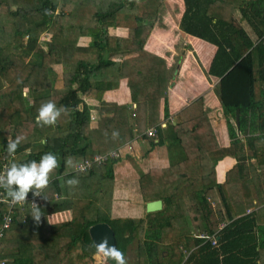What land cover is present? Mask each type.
Instances as JSON below:
<instances>
[{"label":"trees","instance_id":"1","mask_svg":"<svg viewBox=\"0 0 264 264\" xmlns=\"http://www.w3.org/2000/svg\"><path fill=\"white\" fill-rule=\"evenodd\" d=\"M165 1L0 0V171L3 154L9 163H26L52 152L58 166L43 190L41 218L72 212L69 222L37 229L31 209L17 206L0 238V261L96 264L89 231L107 223L124 256L133 240L139 242L140 264H264V0H184L180 29L217 47L209 74L220 79L228 147L204 113L203 98L162 127L163 105L165 119L170 116L167 64L145 51L140 32L154 27ZM119 27L128 30L127 37L115 32ZM85 38L91 43L82 44ZM121 83L130 102L117 106L112 119L96 117L87 99L102 102ZM49 100L65 111L55 125H38V109ZM153 127L155 137L142 135ZM8 134L22 137L12 156L6 151ZM134 142L143 145L139 160L132 144L128 149ZM112 151L119 157L103 167L76 171L79 163ZM157 151L165 153L166 168L151 166ZM229 156L238 161L241 182L218 184L216 166ZM125 159L143 166L132 188L136 204L127 210L136 214L138 204L163 201L148 220L116 218L114 172ZM69 178L78 184L69 187ZM239 198L253 208L233 220ZM5 209L0 205V229ZM173 212L187 215L194 231L214 236L217 245L196 238L197 249L183 263L186 233L169 215Z\"/></svg>","mask_w":264,"mask_h":264},{"label":"crops","instance_id":"2","mask_svg":"<svg viewBox=\"0 0 264 264\" xmlns=\"http://www.w3.org/2000/svg\"><path fill=\"white\" fill-rule=\"evenodd\" d=\"M184 12V0H166L160 9L159 18L154 27L152 29L144 27L140 32V38L145 39V51L165 60L167 64L170 78L168 97L170 116L168 119H165L163 105L161 108L160 120L163 128L166 127L167 120L175 118L178 113L186 109L198 98H203L204 113L213 118V125L215 126L216 132L220 135L219 138L221 143L225 147H228L230 146L231 140L227 120L224 115L223 104L220 98V79L209 74L211 63L217 52V47L208 41L193 37L180 29V22ZM158 29L159 31H157ZM115 32L122 37H127L128 35V30L122 27L116 28ZM82 43L88 45L91 43V40L85 38L82 40ZM129 102V92L124 83L108 91L102 102L93 97L87 99V104L94 108L92 113L103 120L112 119L115 108L120 104ZM133 106L136 107V104H133ZM144 143H146L145 140L143 141V144ZM129 144L133 145L131 154L139 160L142 156L141 150L143 145L136 142ZM151 157V166L157 168H166L168 166L165 153L163 156H160V151H157L151 154ZM132 163V160L130 162L125 159L123 163L117 166L114 172L116 181L114 205L115 211L118 213L116 218L120 217L126 219L135 217L148 220V215L151 213L146 211V205L143 206L138 204L136 206V214H133L132 210H127L136 204V195H134L132 188L134 187L133 184L138 178L139 173L138 167L136 168L135 164ZM251 163H254L253 159L250 164ZM247 164L249 165V163ZM248 173V169H245L244 177L246 178V176H248L251 188L257 190V184L254 178ZM216 180L218 184L224 185H234L241 182L238 161L235 157H225L218 162L216 166ZM256 201L257 199L253 198V202ZM233 205V220L242 218L247 215V210L253 208L251 206H246L245 201L240 198L235 199ZM169 215L174 216L173 220L181 223L179 228L183 226L186 233L184 245L180 246L184 256V263L190 254L197 249L195 239L199 238L198 236L200 233H196L192 225L188 223L190 218L187 215L175 212L169 213ZM260 216H262V214ZM71 219L72 212L66 211L42 217L40 222L38 224L35 222V224L37 229H41L63 222H69ZM160 249L165 251L166 245H160ZM139 253V242L133 240L132 243L127 246L125 255L126 264H140ZM99 259L100 257L96 255L93 256V260L96 264H101L98 262ZM106 264H108V260H106Z\"/></svg>","mask_w":264,"mask_h":264},{"label":"clouds","instance_id":"3","mask_svg":"<svg viewBox=\"0 0 264 264\" xmlns=\"http://www.w3.org/2000/svg\"><path fill=\"white\" fill-rule=\"evenodd\" d=\"M64 111L65 109L62 106L58 107L53 101L49 100L39 107L36 122L42 126L55 125ZM116 134L115 132L113 133V135ZM21 140L22 137L17 135L15 139L7 141L6 151L9 156H12L16 152ZM46 142L43 138L40 140L41 144H45ZM57 166V157L52 152L43 154L39 161L32 160L26 163H17L14 160L10 161L6 172L0 174V189H3L7 197L10 198L11 204L25 203L30 191L33 197L42 196L43 199H47L43 194V190L49 184L50 174ZM66 184L72 187L78 184V180L76 178H69L66 180ZM32 204L30 216L38 224L43 215L42 208L36 203ZM95 255L105 260L114 261L115 264H126L122 251L115 245L109 244L107 238L96 245Z\"/></svg>","mask_w":264,"mask_h":264},{"label":"built area","instance_id":"4","mask_svg":"<svg viewBox=\"0 0 264 264\" xmlns=\"http://www.w3.org/2000/svg\"><path fill=\"white\" fill-rule=\"evenodd\" d=\"M136 108V107H134ZM135 116V115H133ZM163 127V126H162ZM156 128H150L149 130H147L143 135L147 136V137H155L156 136ZM128 149H132L131 144H128ZM119 151H112L108 154H98L96 156H94L93 159L91 160H85L81 163H79L76 166V171L79 173H84V172H90L95 168H100L103 167L107 161H109V159H113L116 157H119ZM2 158V170L0 171V174H3L6 172V169L9 165V162L6 158V156L3 154L1 155ZM43 198L41 197H33L32 193L29 194L28 193V197H27V201L23 204H11L10 203V198H8L7 196L3 195L2 193L0 194V205H5L6 209L4 211V218H3V223L1 225V229H0V238H2L5 234V232L11 227V224L13 222V214H14V209L17 206H20L21 208H29L31 209L33 207L32 203H36L38 206H40L43 203ZM26 221V219H24ZM24 221V222H25ZM200 239L206 240V241H212V245L216 246L217 245V240L216 238L213 236H209L207 234H200L198 236ZM98 262H100L101 264H106V260L103 259L102 257H100V259L98 260ZM7 260H3L0 261V264H6Z\"/></svg>","mask_w":264,"mask_h":264},{"label":"water","instance_id":"5","mask_svg":"<svg viewBox=\"0 0 264 264\" xmlns=\"http://www.w3.org/2000/svg\"><path fill=\"white\" fill-rule=\"evenodd\" d=\"M239 117H240V112L237 111L236 120L238 126L240 119ZM162 209H163L162 200L151 201L146 204V211L148 213L159 212ZM89 233H90V238L95 246L100 242H102L103 239L107 238L109 244L115 245L117 247L115 231L107 223H100L91 227Z\"/></svg>","mask_w":264,"mask_h":264},{"label":"rangeland","instance_id":"6","mask_svg":"<svg viewBox=\"0 0 264 264\" xmlns=\"http://www.w3.org/2000/svg\"><path fill=\"white\" fill-rule=\"evenodd\" d=\"M168 4V3H167ZM157 31H159V29L157 30ZM83 44V43H82ZM8 138L9 139H11V135L10 134H8ZM132 164H134V163H132ZM136 168H137V165L135 166ZM134 167V169L136 170V168ZM143 166L142 165H138V169L139 168H142Z\"/></svg>","mask_w":264,"mask_h":264}]
</instances>
